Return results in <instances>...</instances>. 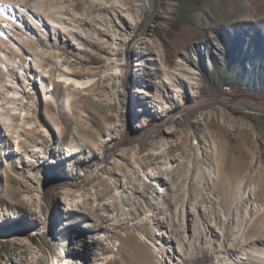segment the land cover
Returning a JSON list of instances; mask_svg holds the SVG:
<instances>
[{
  "label": "rangeland",
  "instance_id": "rangeland-1",
  "mask_svg": "<svg viewBox=\"0 0 264 264\" xmlns=\"http://www.w3.org/2000/svg\"><path fill=\"white\" fill-rule=\"evenodd\" d=\"M0 9V264H264V0Z\"/></svg>",
  "mask_w": 264,
  "mask_h": 264
},
{
  "label": "bare ground",
  "instance_id": "bare-ground-1",
  "mask_svg": "<svg viewBox=\"0 0 264 264\" xmlns=\"http://www.w3.org/2000/svg\"><path fill=\"white\" fill-rule=\"evenodd\" d=\"M162 179H164V178H161V181H163ZM159 185H161V184H159ZM161 187H162V185H161ZM189 213V216H190V214H191V212L189 211L188 212ZM4 217V215H0V220L2 219ZM191 218V217H190ZM216 226L217 225H210L209 226V229H210V231L212 232H214V233H216L217 235L219 234V235H221V232H219V231H217L216 230ZM158 245H160V247L161 248H166L167 247V243L166 242H159L158 243ZM214 248V247H213ZM213 250H215V248L214 249H212V250H210V251H213ZM216 250H218L217 248H216ZM215 250V251H216ZM218 252V251H217ZM212 253V252H211ZM216 254V252H213L212 253V255L213 254ZM214 254V255H215ZM91 255H92V250L88 247L87 248V246H86V244H83V245H81V246H78V247H76L75 248V250L74 251H72L71 253H70V260L69 261H71V262H73V264H81V263H84V262H86L87 260H90V258H91ZM210 255V254H209ZM217 256H218V254L215 256L216 258H217ZM104 259H101V260H99V261H97V262H95V263H93V264H103V261ZM216 260V259H215ZM218 261V260H217ZM216 261V262H217ZM219 262V261H218ZM169 264H175V262L174 261H172V260H170L169 259Z\"/></svg>",
  "mask_w": 264,
  "mask_h": 264
},
{
  "label": "snow or ice",
  "instance_id": "snow-or-ice-1",
  "mask_svg": "<svg viewBox=\"0 0 264 264\" xmlns=\"http://www.w3.org/2000/svg\"><path fill=\"white\" fill-rule=\"evenodd\" d=\"M3 9H0V11H2Z\"/></svg>",
  "mask_w": 264,
  "mask_h": 264
}]
</instances>
